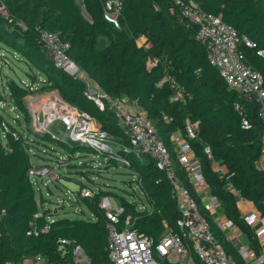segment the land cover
I'll list each match as a JSON object with an SVG mask.
<instances>
[{
    "label": "trees",
    "instance_id": "1",
    "mask_svg": "<svg viewBox=\"0 0 264 264\" xmlns=\"http://www.w3.org/2000/svg\"><path fill=\"white\" fill-rule=\"evenodd\" d=\"M107 1L112 0H82L85 17L75 0H0V6L6 9V15L0 14V49L16 53L33 72L27 73V83L10 78L3 85L4 93L0 91V103L19 114L14 117L15 125L0 114V124L7 128H0V264H24L36 257H41L44 264H73L71 249L76 245L91 264H111L107 257V219L99 206L105 197L117 198L110 186L98 185L94 195L84 197L80 193L86 185L80 183L75 203L84 202L89 215L80 210L74 218L60 217L63 207L53 212L44 206L42 194L36 196L28 176L33 167L29 154L37 148L33 139L53 141L64 150L66 160L73 159L76 148L85 147L77 141H73L75 147L67 146L72 140L62 139L56 129L55 135L36 129L29 133L26 128L32 124V117L24 100L34 91L56 90L62 101L88 115L118 144L115 150L111 146L106 151L87 144L96 158L101 157L107 170L120 166L118 159H125L127 164L122 166L135 176L144 197V201L118 198L123 209L118 229L128 217L138 233L155 241L168 231H178L179 211L170 196L171 184L165 173L155 167L149 156L137 157L130 152L129 139L118 126L114 112L100 110L84 94L85 86L79 78L54 66L38 44L42 31L59 35L68 45L67 57L103 93L111 98L125 97L145 113L170 152L176 174L191 189L171 145L172 135L188 140L223 215L239 226L253 249H259L241 219L237 197L226 188L230 184L238 198L253 203L264 217V172L255 167L260 157L262 126L254 101L228 89L217 69L207 62L204 46L195 38V25L170 14L169 0H116L120 6L118 28L103 18ZM192 1L236 30L244 62L264 78V58L256 54L264 51V0ZM139 38L145 39L143 46L137 44ZM244 39L252 44L251 48L245 46ZM243 119L250 128L243 127ZM186 121L196 126L193 138L186 135ZM205 146L210 148L212 160L204 156ZM32 155L42 158L33 152ZM215 165L221 171H215ZM36 167H47L55 173L50 166ZM101 173L97 171L95 175ZM81 175L91 181L88 174ZM195 198L214 239L240 264L232 242ZM60 239L68 243L62 245Z\"/></svg>",
    "mask_w": 264,
    "mask_h": 264
},
{
    "label": "built area",
    "instance_id": "2",
    "mask_svg": "<svg viewBox=\"0 0 264 264\" xmlns=\"http://www.w3.org/2000/svg\"><path fill=\"white\" fill-rule=\"evenodd\" d=\"M169 1L171 2L170 14L186 19L195 25V38L204 46L207 62L217 69L228 89L237 91L242 96L254 101L262 126L260 157L256 161L255 167L264 172L263 76L244 62V56L238 48L239 39L236 30L231 25L224 23L213 14L204 12L192 0ZM119 13L120 6L116 0L104 3L103 18L116 28L119 27ZM0 14L6 15V9L3 6H0ZM38 44L56 68L76 77L75 74L79 70L65 54L68 45L60 39L58 34L42 31ZM244 44L246 47H252V44L246 39H244ZM256 54L264 58V51L259 50ZM148 65L151 66L152 63ZM89 83L85 81L84 94L86 97L93 100L100 110L107 108L114 112L118 119V126L129 139L130 152H133L137 157L149 156L154 161L155 167L165 173L171 184L170 196L179 211V218L176 220L178 231H168L158 241H155L152 237L138 233L132 227L128 217L118 229L119 215L123 209L119 205L113 206L109 198H103L99 206L104 210L107 219V257L111 264H236L214 239L209 222L204 217L195 197L203 203V210L212 216L213 223L220 231L233 233L237 226L223 215L220 202L211 194L204 179L202 164L195 156L188 140L180 135H172L171 145L175 160L183 169L184 180L191 186V189L185 187L183 180L176 174L170 152L158 139L156 131L145 113L125 97L111 98L107 96L93 82L91 87L95 88L89 90L86 88L89 87ZM59 108L61 114L58 119H60L66 137L72 141L88 144L98 150L109 149L102 143L108 142L106 138L109 136L100 129L99 131L95 130L94 123L88 115L76 112L73 107L60 101ZM235 109H239L238 104L235 105ZM66 110L70 114H66ZM242 125L244 128H250L247 120L243 119ZM1 126L2 129H7L4 124ZM195 127L194 124L186 121L185 132L189 138L194 137ZM203 153L206 159L212 160L211 150L208 146L203 148ZM118 160L127 164L125 159ZM214 169L221 171L218 165H215ZM49 174L51 173L47 167H32L28 171V176L31 179L45 177ZM226 188L237 197V202H244L238 198V193L230 184ZM191 191L195 193V196ZM80 195L92 196L87 188H83ZM240 216L243 223L253 233L254 238L260 240L264 237V217L262 218L256 209L252 208L248 212L240 213ZM1 219L2 214L0 213V222ZM58 242L62 245L68 243L64 239H60ZM237 254L241 264L264 263V251L260 255H256L253 249L240 245ZM71 257L73 264L81 262L91 264L79 245L71 249ZM31 264H44V261L41 257H36L31 260Z\"/></svg>",
    "mask_w": 264,
    "mask_h": 264
},
{
    "label": "rangeland",
    "instance_id": "3",
    "mask_svg": "<svg viewBox=\"0 0 264 264\" xmlns=\"http://www.w3.org/2000/svg\"><path fill=\"white\" fill-rule=\"evenodd\" d=\"M29 72H32L30 67L21 61L16 53L0 49V91L4 93L3 85L10 78L22 79L27 83V73ZM36 75L39 78L41 77L37 72ZM75 76L80 78L84 85L85 81L90 82L89 87H86L89 88V90L95 88L91 87L92 82L83 72L78 71ZM36 88L37 87H32L31 89L35 90ZM56 98L60 102H64L56 90L46 92L34 91L31 95H28L24 102L31 114L33 124H30L28 128H26V125L21 123V127L28 129V131L30 130L29 133L32 134L33 131H36L35 129H38L43 133L55 135L54 130L56 129L58 131L57 135L65 139L66 135L63 132L64 130L60 123V119H58L61 111L59 102L56 101ZM65 112L66 114H70L67 113V110ZM76 112L78 111L76 110ZM0 114L12 125H15L14 117L19 115L13 108L6 106L4 103H0ZM91 121L94 123V129L99 131V125L94 122V120ZM1 127L0 124V128ZM106 139L108 142L102 143L107 145V147L112 146L114 150L119 147L114 139ZM35 141V146L37 148L33 149L32 152L42 158L38 159L30 152L29 157L32 166H50L56 174L51 173L45 177L32 178L33 187L36 191V196L42 194L46 199L44 205L46 208L51 209L53 212V209H59L60 207L64 208H62L63 211L60 210L58 214L60 217H77L80 215V210L86 215H89L84 202L75 203V195L79 191L80 183L85 184L92 195H94L93 190H95L98 185L110 186V189L117 195V198H109L111 204L115 207L118 206V198H124L126 201H137L138 198H141L144 201V197L136 183L135 176L128 168L122 166L123 163L121 160L117 161L120 166L109 167L107 170L105 164L101 162V157L96 158L95 154L87 148H76L73 159L66 160L64 150L58 148L53 141L48 138H37L33 139L32 143H35ZM67 146L75 147L76 143L68 141ZM42 151L45 152L43 153ZM58 160H60L61 163H59ZM97 171L103 173L95 175ZM82 173L88 174L91 181L84 178L81 175ZM139 205L141 206V204ZM232 241L234 244H238V239H233ZM80 264L87 263L81 262Z\"/></svg>",
    "mask_w": 264,
    "mask_h": 264
},
{
    "label": "crops",
    "instance_id": "4",
    "mask_svg": "<svg viewBox=\"0 0 264 264\" xmlns=\"http://www.w3.org/2000/svg\"><path fill=\"white\" fill-rule=\"evenodd\" d=\"M144 42H145V39L144 38H139V40L137 41V44L140 46V45H143ZM236 204H237V208H238V210H239L240 213L248 212L252 208L256 209L255 206L253 205V203L248 202V201L237 202ZM224 235H225V237H226L227 240H229L230 242H232V244L236 248L235 249L236 251H237V249H238V247L240 245H245L249 249H253V247L251 246V244L249 242V239L247 238L246 234H244L242 232V230L239 228V226H237V228L234 230L233 233L232 232H225ZM233 239H238V244H234L233 241H232ZM256 240H257V242L259 244V249H253V250L255 251L256 255H258V253L261 254L264 251V237L262 239H260V240L259 239H256ZM229 257L231 258L230 255H229ZM231 260L233 261L232 258H231ZM239 262L241 264V261L240 260H239ZM235 263L237 264L238 262H235ZM24 264H31V260H25L24 261Z\"/></svg>",
    "mask_w": 264,
    "mask_h": 264
},
{
    "label": "water",
    "instance_id": "5",
    "mask_svg": "<svg viewBox=\"0 0 264 264\" xmlns=\"http://www.w3.org/2000/svg\"><path fill=\"white\" fill-rule=\"evenodd\" d=\"M75 1L81 6L83 15H85V17H87L86 14H85V12H84V8L82 6V0H75ZM82 146L85 147V148H88V145L87 144H83Z\"/></svg>",
    "mask_w": 264,
    "mask_h": 264
},
{
    "label": "bare ground",
    "instance_id": "6",
    "mask_svg": "<svg viewBox=\"0 0 264 264\" xmlns=\"http://www.w3.org/2000/svg\"><path fill=\"white\" fill-rule=\"evenodd\" d=\"M56 101L59 102V100L56 98Z\"/></svg>",
    "mask_w": 264,
    "mask_h": 264
}]
</instances>
